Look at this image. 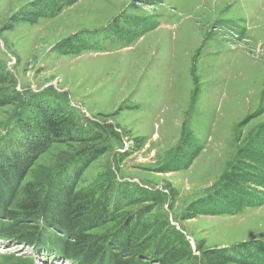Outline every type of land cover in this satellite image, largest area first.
Masks as SVG:
<instances>
[{"label":"rangeland","instance_id":"rangeland-1","mask_svg":"<svg viewBox=\"0 0 264 264\" xmlns=\"http://www.w3.org/2000/svg\"><path fill=\"white\" fill-rule=\"evenodd\" d=\"M0 59L27 100L54 110L53 101L93 130L106 128L78 183L118 182L132 199L118 213L143 206L140 223L166 219L203 260L264 245V203L221 214L207 201L223 195L224 176L264 136V0H0ZM28 106H0V154L21 137L20 119L37 122ZM71 146L51 143L22 185ZM13 243L0 245V264L30 257L32 247Z\"/></svg>","mask_w":264,"mask_h":264},{"label":"trees","instance_id":"trees-1","mask_svg":"<svg viewBox=\"0 0 264 264\" xmlns=\"http://www.w3.org/2000/svg\"><path fill=\"white\" fill-rule=\"evenodd\" d=\"M25 99L14 87V77L0 59V106L20 103L25 109L30 105L38 117L34 124L20 119L17 127L22 129L21 137L11 141L10 147L0 154V239L18 241L71 264H104L105 261L107 264H152L153 261L225 264L233 260L264 264L263 244L247 243L205 253L207 259L203 260L192 252L188 241L166 219L156 216L140 223L149 211L143 206L118 213L123 206L132 203L126 188L108 177L87 187L78 183L90 160L102 152L96 145L106 128L95 126L97 131L93 130L53 101L54 110L45 109L39 98ZM256 139L248 144L247 150L224 176L220 191L223 195L214 194L212 199H207L211 211L238 213L244 207L264 203V163H261L264 162V136ZM71 142L74 146L55 158L50 171L22 185L36 157L51 143ZM141 192L148 198L150 193ZM115 194L119 195V201ZM18 195L21 198L14 210L11 206ZM115 217H120V222L111 231L90 234V229ZM2 219L10 221L2 222ZM22 223L32 224L23 227ZM37 226L42 229L39 231ZM196 248L198 251V246ZM9 257L14 256L7 254L6 263L11 261ZM19 261V264H36L31 257Z\"/></svg>","mask_w":264,"mask_h":264}]
</instances>
